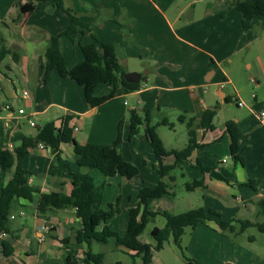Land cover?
Wrapping results in <instances>:
<instances>
[{"label": "rangeland", "instance_id": "rangeland-1", "mask_svg": "<svg viewBox=\"0 0 264 264\" xmlns=\"http://www.w3.org/2000/svg\"><path fill=\"white\" fill-rule=\"evenodd\" d=\"M14 1L0 0V30L2 28L1 19L8 16V7ZM163 1L114 0L118 11L123 10L119 3L131 2L135 5V17L131 20L118 17L110 24L106 22L105 9H103L104 13L102 9L98 11L97 18L94 16L86 18L90 22L87 24L90 25L92 31L98 33L101 31L104 38L110 40L107 42L116 45L121 72L123 74L138 72L147 80L139 81L140 93L125 91L118 84L117 94L97 106L96 111L89 115L86 114L89 110L84 113L68 112L70 117L75 118L76 130L80 136L85 137L90 131L111 133V138L103 141V143H97L93 140L87 143L110 145L116 136L117 126L120 124L121 138L118 151L124 160L138 168V174L134 178L126 180L120 175L107 177L96 169L89 170L93 183L102 190L100 209L103 211H108L110 208L116 209L115 214L106 221V226L116 231L120 237L125 234L127 209L136 201L137 189L141 185L152 187L158 181V174L153 168L154 155L145 137L146 124L143 122L138 127L136 134L129 138L130 110H135L142 117L148 112L149 125L155 126V132L165 150H179L185 146L188 139L187 119L196 118L200 114L203 96L206 99H208L207 93H210L209 95L212 97L215 96L213 83H223L225 80L224 71L235 75L239 71L245 73L243 58L247 48L244 46L245 36H243L244 32L240 27L241 14L234 7L233 0H193L191 6H187L191 0H176L174 2L168 0L169 7L164 11V14L159 12L157 8V6H163ZM69 3L71 4V1ZM70 4L71 7L72 4ZM40 11L43 17L49 18L52 15V19L49 20L55 21L56 24L62 19L66 21L62 10L52 8L51 5L42 6V9L38 7L33 17H38ZM261 22L264 23V15L255 17L253 26L254 24L258 26ZM85 33L84 38L79 37V43L63 38L62 50L68 66H73L83 59L79 44L82 45L90 40L87 31ZM211 59L213 60L212 63ZM214 69L211 79L207 80L209 71ZM51 83L55 85V94L58 92L62 94L63 88L68 90L75 104L74 108L82 110L80 104L83 107H89L83 98L82 88L70 78L58 79L55 83L52 81ZM68 83L72 85L71 89L67 86ZM225 88L230 90L231 86L225 84ZM76 89L79 90V96ZM110 89V86L100 83L94 92L95 95L102 96L109 93ZM244 91L248 96L247 99L252 101L250 93L253 92V89L248 83L244 86ZM225 105L224 111L218 114L216 123L222 120L224 114H228L237 108L233 99L226 102ZM181 114L185 116L183 122L178 120ZM56 115L57 113L54 112L49 118H55L54 120L59 122L61 119ZM163 118L173 123L174 126L170 128L166 125H159L158 123ZM32 121L34 125L38 124V126L32 124V126L22 124V126L33 134L31 135L33 138L44 119H35L34 117ZM68 126L71 127L72 125L68 123ZM49 153L52 154V151L49 150ZM145 158H150L152 165L148 162L143 164ZM29 161L35 163L40 159L35 156L23 158L22 164L26 170L28 169L25 166L28 165ZM42 161L47 164L48 160L42 159ZM54 162L59 165V169L65 171L67 176L69 175V178L70 172L78 171L77 164L68 157L54 160ZM65 162L68 166H64ZM55 168V165L52 164L50 171L55 172ZM187 169L189 171V168ZM28 171L31 173L32 170ZM174 175L175 182L172 186L174 196L158 200L159 202L163 201L166 206L171 202L172 207L167 210L165 208L161 213L174 214L184 211L190 202H194L196 198L200 197L198 192H191L185 187L188 176H191L188 172L182 177L180 170H174ZM0 176L4 178L1 171ZM48 208L58 209L56 217H62L64 213L61 211L67 213L73 211L72 206L46 207L45 210L37 211L38 216L43 215V213L45 216L39 218L52 219L51 215L48 214ZM12 211L13 208L11 213ZM14 215L16 218L12 220L11 225L20 226L22 224L20 221L21 211L16 210ZM33 220L35 219L32 215H27L25 228H33ZM164 224L165 219L162 216H156L146 224L140 234V240L154 244L155 241L150 234L151 229L154 226L163 227ZM60 229L61 227L55 232H51L53 239L59 240L68 237L66 232ZM192 229L191 227L185 228L180 238V248L169 236L163 247L155 251L149 264H187L188 260L200 264H228L229 260L234 261L239 257H242V261L248 262L246 264L253 262L264 264V254H260V243L257 239L258 231L254 227H248L238 235H234L229 230L222 231L219 228L214 230L212 227L203 225L196 226L195 230ZM252 235H255L254 238L258 242L251 239ZM260 235L264 236V234ZM55 245H60L61 250L57 251ZM91 248L95 252L105 253L104 264H116L118 260L122 264H132L131 258L121 250L116 249L111 243L93 242ZM27 249L29 252L27 255H30L29 264H65L64 249L60 242L44 248L43 244L37 246V240H35L29 243ZM68 249L74 254L77 264H82V252L74 246H69ZM253 258L256 261H252Z\"/></svg>", "mask_w": 264, "mask_h": 264}, {"label": "crops", "instance_id": "crops-1", "mask_svg": "<svg viewBox=\"0 0 264 264\" xmlns=\"http://www.w3.org/2000/svg\"><path fill=\"white\" fill-rule=\"evenodd\" d=\"M64 1L66 5H69V1H71L72 5H70L73 7L72 9L77 13L80 20L86 23H90L86 20L88 17L94 16L97 18L99 15L98 11H101V9L106 10V22L110 24L115 21V19H118V17L129 20L135 17V5L131 2L119 3V5L123 7V10L118 11L117 4L113 2L114 0ZM174 1L176 0H172V2ZM168 2V0H164L162 7L157 6L159 12L164 14V11L169 7ZM192 4L193 0L189 1L187 6H191ZM45 5L51 4L49 1L36 2L34 0H15L14 3L8 7V16H4L1 19L0 50L5 51V56L0 61V149L7 148L12 151L21 144L24 137H31L33 134L25 129L22 124H29L32 126L30 121H32L34 117L35 119H44V124L55 119L49 118L54 112H56L59 119H61L65 116H69L70 111L74 113H84L89 110L86 113L89 115L97 109V107H83L81 104L80 107H82V110L74 108L75 104L71 99V94L68 93L66 88H63L62 94H59V92L55 94L56 88L51 81L55 83L58 79L65 80L69 77L62 78L58 76L55 70H52L50 71L49 81L46 83L42 81L43 53L49 38L64 29L67 24V17L63 11L66 21L62 19L57 24L55 21H50L52 15L49 18L41 16V11L38 13V17L34 18L33 14L38 7L42 9V6ZM100 13L103 14L104 10L103 13ZM102 28H104V26H102ZM243 32V36H245L244 46L247 48L243 58L245 73L239 71L238 74L235 75L224 71L225 80L223 83H213L216 97L213 95V98L212 95H209L210 93H207L208 99L203 96L201 100V112L196 116V119H199L207 108H212L217 105L216 114L213 118L214 128L211 130L201 127L195 129V141L197 146L192 150L188 158L176 162L173 169L162 177V181L166 185L168 193L161 197L149 199L147 206L149 210L158 213L164 211L165 208L166 210L171 208V202L166 206L163 201L159 202L158 200L174 196V191L172 189L173 183L175 182L174 170H180V175L182 177L188 172L191 176H188L189 178L185 182V187L191 190V192H198L200 197L196 198L194 202H190L188 208L184 211L196 208L215 210L220 214L219 219L233 221L234 235H238L248 227L256 228L258 231L257 239L260 243L259 248L261 249L260 254H264V236L260 235L264 234V124L258 117V112L264 110V23L261 22L258 26L254 24L251 29ZM91 33L95 34L100 40L110 41L104 38V34L101 31L98 33L90 29L87 31L90 40L84 42V44L92 40ZM85 34L84 32L78 36L77 43H79V37L82 36L81 38H84ZM63 38L67 37L61 36L59 38V47L64 57L62 50ZM98 50L99 52L101 51L100 48H98ZM75 56H77V53H75ZM214 59L216 58L214 57ZM212 62L213 60L211 59V63ZM66 65L68 68L72 67V65L68 66L67 62ZM214 71L215 69L209 71L207 80L211 79V75L214 74ZM121 73L120 70V73L117 74L118 78ZM144 79L147 80L141 75L140 80ZM246 83L253 89V92L250 93L252 101L247 99L248 96L244 91ZM225 84L230 85L231 89L227 90ZM67 86L71 89L72 85L68 83ZM122 88L125 91L140 93L139 87L135 90H126L124 87ZM76 91L79 96V90L76 89ZM24 92H26V94H24ZM225 97H228L230 101L233 99L237 108L228 114H224L222 120L216 123L215 120L218 118V114L220 112L222 113L224 111V106H226ZM238 100L242 101L244 105H237L236 102ZM6 105L10 108L6 109ZM19 109H22L23 112L20 113ZM82 115L84 116L85 114ZM229 119L233 120L238 127L239 153L243 157V164L234 163L230 158V142L224 129V122ZM68 123L72 125L70 127L71 136L77 143L83 144L90 140L103 143V141H107V139L111 138V133L107 134L106 132L101 133L99 131H90L85 137L80 136L77 130L74 129L76 127L75 118L70 117ZM43 124L41 126H43ZM35 125L38 126V124ZM39 144L41 143L30 147L25 155V157L30 158L35 156L40 159V161L35 163L29 161L28 165L25 166L28 170H32L27 184L31 186L33 192L30 199L15 197L13 200V211L11 215H13L14 218H10L9 223L10 221L11 223L9 229L7 232H4L3 236H0V264H29L30 255H27V253H29L27 249L29 243L37 240V246L43 244L44 248L54 243L58 244L60 239H53L51 232H55L60 227V230L66 232L67 238H72V240L70 238L67 247L74 246L79 249L80 252L85 248V244H77L74 241L75 231L80 227L79 219L72 216V214H75L74 208L72 213L61 211L64 213L62 217H56L58 209L48 208V214L51 215V220L48 218H39L45 217L43 216L44 213L41 216L37 215V205L42 194L55 192L68 195L72 188L69 175L67 176L64 170L58 168L59 165L54 162V155L49 153L48 148H42ZM72 148L71 142L62 143L60 145V160L64 157H68L72 162L76 163L77 157L73 153ZM42 159H47V164H44ZM196 161L202 166L214 168L227 178L229 182L211 177L209 172H204L200 167L195 165ZM145 162L151 164L152 160L150 158H145L143 164H145ZM173 162V155H169L163 160L164 164H172ZM52 164L56 167L55 172L50 171ZM187 168H189V171H187ZM0 171L4 174V178L1 177L0 180L1 187L12 176L14 168L12 167L5 171ZM194 181H201L202 184L194 186ZM251 183L254 184V188ZM16 210L22 213L20 219L22 224H20V226L11 225L12 220L16 218L14 215ZM27 215H32L35 219L33 220V228H25L27 226ZM240 222H250L251 225L242 228ZM60 223L61 226H59ZM203 226L212 227L214 230L218 228L214 220H210L207 225ZM195 228L192 230H195ZM139 237L140 235L136 238L138 242L150 244L149 242H142ZM254 237L255 235H252L251 239L258 242ZM2 241L6 243L7 248L12 249V253L9 256H5L2 253ZM60 244L62 243L60 242ZM55 249L60 251V245H57ZM116 249L127 254L131 258L132 264H143L141 256H133V251L123 247ZM102 253L105 258V253ZM154 253L155 251L153 255ZM242 260V257H239L234 261L229 260L228 264L248 263ZM252 261L256 260L253 258ZM117 262L122 264L120 260L116 261V264ZM252 264L256 263L253 262Z\"/></svg>", "mask_w": 264, "mask_h": 264}, {"label": "trees", "instance_id": "trees-1", "mask_svg": "<svg viewBox=\"0 0 264 264\" xmlns=\"http://www.w3.org/2000/svg\"><path fill=\"white\" fill-rule=\"evenodd\" d=\"M49 1L52 8L61 9L67 17V24L60 32L49 38L46 49L43 53L42 63V81L48 82L50 79V71L55 70L58 76L64 78L69 77L79 86L82 87L83 97L90 107L100 106L117 94L118 80L119 84L126 90H135L139 86L137 83H129L120 73V65L118 62L116 45L111 42L101 41L97 36L91 33L92 40L82 44L80 50L83 59L68 68L62 52L59 47V38L66 36L70 41H78V36L85 31L90 30V25L82 22L77 13L66 5L64 0H34ZM233 5L241 14L240 25L243 31H247L253 26V19L257 16L264 15V0H233ZM119 26V25H118ZM100 48V52L98 50ZM5 51L0 50V61L4 58ZM103 83L111 86L109 93L97 96L94 94L98 84ZM225 101H230L225 97ZM215 105L207 108L199 119L190 117L187 119V135L188 140L182 149L165 150L163 144L155 132V126L149 125V113L140 116L135 110H130L129 115V138L134 136L137 129L142 123L146 124L144 129L145 136L149 142L155 162L153 168L158 174V181L152 186H140L137 189L136 201L127 209V219L125 234L120 237L118 233L106 226V221L110 219L116 212V209L110 208L108 211L100 209L102 199V190L95 186L93 179L89 174L90 169H97L104 176L120 175L126 179H131L138 174V168L124 160L118 151L120 142V124L117 126L116 136L110 145L77 143L71 136V128L68 126L69 116L61 118L59 122L55 120L48 121L43 126L38 127L36 135L32 137H24L21 144L12 151L5 148L0 149V170L14 168L12 176L0 187V233L7 232L10 220L12 203L15 197L30 199L32 195L31 186L27 184L30 172L23 167L22 160L30 147L43 144L52 151L54 160H60V145L65 142L72 143L73 153L76 155V164L79 167L77 172H70V182L72 185L68 195L62 193L51 192L42 194L39 198L38 211L45 210L46 207L61 208L72 206L75 209V216L80 221V227L75 231V242L77 244H85L82 251V264H104V254L95 252L91 248L93 242L103 244L111 243L115 248L123 247L133 251V256H141L143 264H149L154 251H158L163 247L169 236L172 237L174 243L180 248V238L184 232V228L189 226L195 228L198 225H207L210 220H214L218 228L222 231L229 230L234 232L232 220L224 221L219 219V212L212 209L196 208L184 211L178 214L168 212L158 213L148 209V200L151 198L161 197L168 193L166 185L162 181V177L173 169L176 162L184 160L190 156L192 150L197 146L195 141V128L213 129V118L216 114ZM180 122L185 121V116L178 117ZM159 125H166L170 128L173 123L163 118ZM224 129L229 138L230 158L234 163L243 164V157L239 153V131L236 123L229 119L224 122ZM173 155L174 162L172 164H164L165 157ZM195 165L200 167L202 171L209 172L210 176L225 182H229L222 174L214 168L202 166L198 161ZM64 166H68L65 162ZM1 180V176H0ZM201 181H194L193 185H200ZM254 188V184H252ZM156 215L165 218V225L162 228L154 226L150 232L155 243H140L136 238L143 232L146 224L152 221ZM242 228L251 225L250 222H240ZM60 242L63 244L65 264H77L74 254L68 249L69 238H62ZM2 253L9 256L12 253L11 248H7L5 242H1ZM117 264H120L117 262ZM187 264L192 263L191 260Z\"/></svg>", "mask_w": 264, "mask_h": 264}, {"label": "built area", "instance_id": "built-area-1", "mask_svg": "<svg viewBox=\"0 0 264 264\" xmlns=\"http://www.w3.org/2000/svg\"><path fill=\"white\" fill-rule=\"evenodd\" d=\"M24 94H26V92H24ZM236 103L239 106L244 105V103L242 101H240V100H238ZM5 108L6 109H9L10 107L8 105H6ZM19 112L22 113L23 110L22 109H19ZM258 117H259L260 121L264 124V110H260L258 112ZM30 124L34 125V123L32 121H30ZM74 129H77V128L75 127ZM39 146L42 147V148H46L43 144H39ZM10 218H14V216L13 215H10ZM3 235H4V232H1L0 233V236H3Z\"/></svg>", "mask_w": 264, "mask_h": 264}, {"label": "water", "instance_id": "water-1", "mask_svg": "<svg viewBox=\"0 0 264 264\" xmlns=\"http://www.w3.org/2000/svg\"><path fill=\"white\" fill-rule=\"evenodd\" d=\"M123 78L129 83H137L141 79V74L138 72H127L123 74Z\"/></svg>", "mask_w": 264, "mask_h": 264}]
</instances>
